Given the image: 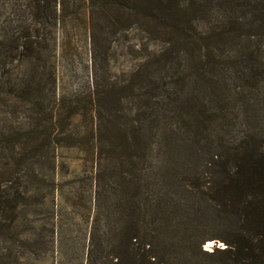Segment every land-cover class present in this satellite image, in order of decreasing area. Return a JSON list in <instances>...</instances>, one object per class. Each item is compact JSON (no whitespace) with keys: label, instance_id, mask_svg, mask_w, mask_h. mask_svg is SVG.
<instances>
[{"label":"rangeland","instance_id":"rangeland-1","mask_svg":"<svg viewBox=\"0 0 264 264\" xmlns=\"http://www.w3.org/2000/svg\"><path fill=\"white\" fill-rule=\"evenodd\" d=\"M256 1L264 2L246 3L256 5ZM120 2L119 8L110 0H66L50 48L30 59L34 67L26 62L12 70L17 85L10 94H19V99L8 95V84L0 88V132L11 138L25 127L29 122L25 107L31 100L37 125L47 122L50 110L53 118L60 119L57 127L65 134L71 131L77 144L70 146L68 137L54 149L43 145L32 149L27 144L24 158L12 168L11 176L18 177L24 192L20 203L27 207L11 230L37 245L16 264H126L136 234L145 238L146 248L150 246L151 260L213 264L216 257L198 254L195 244L200 242L202 250L210 253L226 247L223 239L233 232V220L219 218L193 187L198 184L197 173L208 176L203 157L212 149L217 132L214 124L196 128L189 116L202 104L218 112L212 84L175 81L170 86L174 77L165 67L145 64L144 57L151 58L149 53L164 45L149 40L135 26L139 17L130 7L136 0ZM218 17L214 12L196 22L200 21L199 28H209ZM255 18L245 19L243 28L258 43L243 40L238 46H258L257 63L264 70V20L258 23ZM115 19L120 20L116 29L111 25ZM222 43H211L210 48L222 45L233 54L239 51L229 41ZM49 71L52 82H46ZM32 74L28 87L26 80ZM134 80L138 89L131 93L126 86ZM228 85L225 91L233 100L228 107L239 121L234 134L246 132L264 142V87L252 88L234 76ZM94 89L98 100L93 107L98 112L93 111L91 119L89 105L83 109V104ZM183 93L194 97L184 109L183 99L177 98ZM74 105L79 108L72 109ZM71 112L78 115L74 113L72 119ZM120 126L129 135L134 126L139 128L148 142L144 156L141 146L124 148ZM39 130V136L44 135ZM5 229L0 228V264H11L5 257V247L12 246L6 234L9 228ZM12 249L18 250L15 245Z\"/></svg>","mask_w":264,"mask_h":264},{"label":"trees","instance_id":"trees-1","mask_svg":"<svg viewBox=\"0 0 264 264\" xmlns=\"http://www.w3.org/2000/svg\"><path fill=\"white\" fill-rule=\"evenodd\" d=\"M110 1L119 8L122 6L120 0ZM211 1L147 0L144 3L136 0L130 10L134 17H139L135 26L143 30L149 40H159L164 45L153 51V54L150 52L152 57H144L143 62L155 68L165 67L174 77L169 80L170 86L175 81L209 82L217 102L218 112L210 111L202 104L189 116L196 128L214 124L213 129L217 132L212 149L203 157V166L208 169V176L197 173L194 178L198 184L193 187L200 191L219 218L224 216L233 220L234 229L229 239H223L226 247L209 253L202 250L201 243L197 242V253L205 257H216L213 264H264V142L246 132L241 136L234 134L239 121L236 112L228 107L233 100L230 101L231 96L225 91L230 89L228 82L231 76L243 78V84L248 83L252 88L259 85L264 87V70H260L257 63L261 58L259 47L240 49L238 46L243 40L258 43L256 36L246 32L243 25L245 19L251 16L256 17L258 23L264 20V2L256 1V5H249L246 0ZM65 8L66 0H0V88L8 84L9 96L20 97L19 94H10V88L14 89L17 85L12 70L26 62L30 63L34 55L50 48L53 30L64 16ZM214 12L219 14L217 22L209 28L199 24L203 27L199 28L197 23L204 21L201 17ZM199 19L202 20L196 22ZM119 24L118 19L111 23L114 29ZM222 41H229L239 51L233 54V50L222 45L214 50L210 48L211 43ZM30 65L35 66L34 63ZM135 74L137 77V73L133 76ZM33 79L32 74L26 80V86L29 87ZM48 80L52 82L51 71L46 82ZM219 85L222 88L216 89ZM126 87H129L131 93L138 89L135 80ZM177 98L183 99L181 108L184 109L192 104L194 97L183 93ZM97 100L98 92L94 89L88 92L87 101L83 104V109L89 105L91 119L93 111L98 112L93 107V102L96 105ZM116 101L119 102V99ZM28 103L25 111H29V122L25 127L11 138L10 134L0 132V228H6V231L9 228L6 234L12 246L5 247V257L12 261L11 264H16L19 258L25 256L26 251L33 252L32 245L37 247L35 242H27V239L17 236L18 232L11 230L27 207L26 203H20V200H25L24 192L19 188L18 177L11 176L12 168L18 165V159L24 158L22 155L27 144L31 143L29 147L32 149L42 145L54 149L68 137L72 139L70 146H77L76 136L71 131L65 134L58 128L60 119L53 118L50 110L47 122L45 120L37 125L33 102L28 100ZM76 105L72 109H78ZM31 107L35 111L34 116H31ZM74 113L78 115V112H71L69 117L74 119ZM38 127L44 130V135L39 136ZM125 128H118L124 148L141 146L144 151L140 156H144L148 147L145 136L139 133L138 127H133V135H129ZM75 134L78 136L79 130L76 129ZM136 157L139 158L138 155ZM133 163L135 166L138 164L136 160ZM136 208H139L138 205ZM139 220L136 218L135 225H139ZM153 235L159 237L158 233ZM132 239L134 248L126 256V264H185V261L181 262L178 258L176 262L173 260L170 263L161 259L155 261V258L151 260L153 256L150 246L146 248L143 243L145 238L136 234ZM13 245L18 250H13ZM128 259H131L130 262Z\"/></svg>","mask_w":264,"mask_h":264}]
</instances>
